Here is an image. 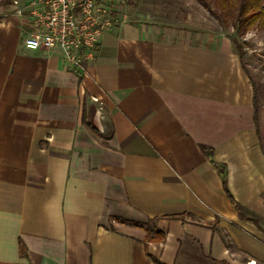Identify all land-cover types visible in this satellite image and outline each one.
Segmentation results:
<instances>
[{
	"label": "crops",
	"instance_id": "0c3cea01",
	"mask_svg": "<svg viewBox=\"0 0 264 264\" xmlns=\"http://www.w3.org/2000/svg\"><path fill=\"white\" fill-rule=\"evenodd\" d=\"M14 8L0 18V264H264V77L233 41L122 20L80 71L26 48Z\"/></svg>",
	"mask_w": 264,
	"mask_h": 264
},
{
	"label": "built area",
	"instance_id": "2783aa9c",
	"mask_svg": "<svg viewBox=\"0 0 264 264\" xmlns=\"http://www.w3.org/2000/svg\"><path fill=\"white\" fill-rule=\"evenodd\" d=\"M19 2L13 0L17 12L33 25L25 47L59 50L67 65L84 71L96 58L104 31L113 24L118 0H24L18 6Z\"/></svg>",
	"mask_w": 264,
	"mask_h": 264
},
{
	"label": "rangeland",
	"instance_id": "374dc122",
	"mask_svg": "<svg viewBox=\"0 0 264 264\" xmlns=\"http://www.w3.org/2000/svg\"><path fill=\"white\" fill-rule=\"evenodd\" d=\"M19 1L21 6L24 0ZM12 6L13 0H0V18L11 14ZM112 16L113 24L122 20L160 24L187 35L229 39L241 54L243 64L254 68L256 80L264 77V29L253 27L240 32L233 25L223 23L200 0H118L113 5Z\"/></svg>",
	"mask_w": 264,
	"mask_h": 264
},
{
	"label": "trees",
	"instance_id": "16d2710c",
	"mask_svg": "<svg viewBox=\"0 0 264 264\" xmlns=\"http://www.w3.org/2000/svg\"><path fill=\"white\" fill-rule=\"evenodd\" d=\"M206 8L212 10L223 23L231 24L240 32H246L253 27L264 29V0H200ZM241 55V54H240ZM242 57V56H241ZM207 152L211 150L203 146ZM223 185L227 192L231 205L239 212L241 217L250 218L256 223L253 217H248L245 208L231 194L226 176L225 167H221ZM21 249L24 252L25 246L21 241Z\"/></svg>",
	"mask_w": 264,
	"mask_h": 264
}]
</instances>
